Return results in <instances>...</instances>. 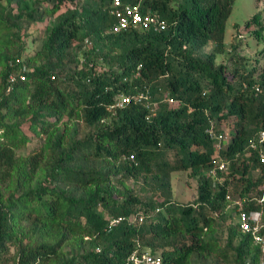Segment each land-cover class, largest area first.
<instances>
[{
	"label": "trees",
	"instance_id": "16d2710c",
	"mask_svg": "<svg viewBox=\"0 0 264 264\" xmlns=\"http://www.w3.org/2000/svg\"><path fill=\"white\" fill-rule=\"evenodd\" d=\"M111 1L0 0V262L131 264L133 253L149 252L163 264H258L261 248L225 197L262 212L264 237V164L250 147L264 131L253 90L264 89V49L250 58L236 43L216 63L235 0H121L166 25L121 33L109 31ZM45 17L52 21L29 51L22 31ZM251 26L262 40L264 3ZM23 68L27 79L7 91ZM139 92L155 111L114 107ZM229 119L227 170L209 176V131L225 135ZM24 125L43 144L23 157ZM176 172L196 181L186 205L173 199ZM117 217L126 221L106 231Z\"/></svg>",
	"mask_w": 264,
	"mask_h": 264
},
{
	"label": "built area",
	"instance_id": "2783aa9c",
	"mask_svg": "<svg viewBox=\"0 0 264 264\" xmlns=\"http://www.w3.org/2000/svg\"><path fill=\"white\" fill-rule=\"evenodd\" d=\"M109 15L113 18L114 23L109 29L112 33H121L126 31H159L165 29V22L160 19L158 16H154L149 13H142L139 4H123L121 0H112L109 8ZM86 43H90L86 41ZM27 79L25 75V68L22 69V72L18 75H10L8 77V88L7 91L12 89V86L16 83L17 80L25 81ZM254 93L261 100V103L264 105V89L259 87H253ZM131 102L135 104H140L144 108L150 111H155L157 108L156 103L152 100L150 95L145 92H139L134 96L119 95L115 99L114 107L117 109H122L130 104ZM172 102V100H169ZM212 138L215 139L214 143V154L215 162L214 167L208 173L209 176L215 177L217 172H225L227 170V162L221 156V151L225 149L226 140L228 139L225 135L220 134L215 136L214 133L209 131ZM264 141V131L259 133L258 144L263 143ZM251 143V148L253 150L260 152V162L264 164V155L261 153L259 145ZM133 160L132 157H130ZM264 189V188H263ZM226 201L229 203L228 209L233 210L236 216V223L238 229L243 232L250 234L252 240L255 244H258L261 248V256L259 257L258 264H264V237L260 233V229L263 226L262 222V212H249L244 211V204L249 200L241 199L239 197H232L229 194L226 195ZM264 202V193L259 203ZM158 212V210H156ZM134 218L132 221H135ZM138 222H141L142 219L139 217ZM126 221L125 217L110 218L108 220L106 231H110L112 228L117 226L119 223ZM98 252L99 250L96 249ZM131 264H163L160 256L152 255L149 252L145 253H133L129 260Z\"/></svg>",
	"mask_w": 264,
	"mask_h": 264
},
{
	"label": "rangeland",
	"instance_id": "374dc122",
	"mask_svg": "<svg viewBox=\"0 0 264 264\" xmlns=\"http://www.w3.org/2000/svg\"><path fill=\"white\" fill-rule=\"evenodd\" d=\"M263 3L264 2L262 1L260 3H257L256 0H235L230 17L226 22L224 35V54L217 58V64L223 63L225 60H227V58L231 55L232 52L231 45H234L236 43L240 44V48L238 49V51L250 58L258 56V53L264 49V32L262 34L263 39L258 40L255 37L257 27L251 26L248 29L245 28V24L252 18V16L256 14L259 10H261ZM51 21V18L45 17L42 22H38L32 26L23 29L20 41L24 43V46L27 47L29 51L40 44V40L37 39L39 37L40 31L45 28ZM235 26H238L237 30L235 29ZM14 46L16 45L14 44ZM210 49L211 46H208L206 48V51L208 52ZM231 122L232 120L229 119L225 122L223 126L225 136L228 138L232 133ZM23 128L25 134L30 138V142L25 146V148L21 149L18 152L20 156L24 157L34 152H38L43 144V138H40L34 135L33 133L29 132V129L26 125H24ZM19 158L20 160L23 159L22 157ZM253 175L254 177H256L258 176V173H254ZM195 182L196 181L192 179L189 172L173 173V199L183 205L192 202L195 197ZM128 184L132 186L133 183L130 182ZM12 190L13 189L8 188L7 192H12ZM229 222L235 223L234 220L228 221V223ZM12 256L10 259H8V257L2 259L0 264H13L11 260Z\"/></svg>",
	"mask_w": 264,
	"mask_h": 264
}]
</instances>
